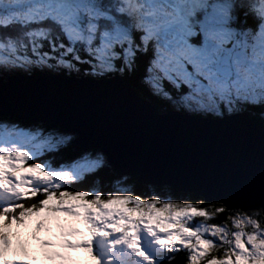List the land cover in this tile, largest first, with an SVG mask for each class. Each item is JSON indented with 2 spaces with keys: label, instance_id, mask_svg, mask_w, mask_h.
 <instances>
[{
  "label": "snow or ice",
  "instance_id": "snow-or-ice-1",
  "mask_svg": "<svg viewBox=\"0 0 264 264\" xmlns=\"http://www.w3.org/2000/svg\"><path fill=\"white\" fill-rule=\"evenodd\" d=\"M45 79L123 85L160 116L221 130L248 162L223 173L219 195L134 192L104 142L34 114ZM74 147L82 163L68 169ZM245 191L258 201L230 202ZM206 200L227 218L209 222ZM251 209L264 213V0H0V264H25L17 237L71 221L77 264H264Z\"/></svg>",
  "mask_w": 264,
  "mask_h": 264
},
{
  "label": "water",
  "instance_id": "water-1",
  "mask_svg": "<svg viewBox=\"0 0 264 264\" xmlns=\"http://www.w3.org/2000/svg\"><path fill=\"white\" fill-rule=\"evenodd\" d=\"M9 88L19 85L14 82ZM29 97L34 114L65 120L80 130L84 140L104 142L113 153L111 163L143 184L166 185L173 192L219 195L223 173L248 162L246 149L237 155L220 146L221 130L160 116L156 109L132 99L123 85L45 79L36 82ZM23 101L18 96L8 106H20ZM252 133L258 139V124L252 126ZM228 198L233 203H252L259 195L245 191Z\"/></svg>",
  "mask_w": 264,
  "mask_h": 264
},
{
  "label": "rangeland",
  "instance_id": "rangeland-1",
  "mask_svg": "<svg viewBox=\"0 0 264 264\" xmlns=\"http://www.w3.org/2000/svg\"><path fill=\"white\" fill-rule=\"evenodd\" d=\"M80 162L79 164H81ZM251 210H258V209H251ZM61 223H65L64 218L61 216L60 218ZM71 227L66 228L64 225H53L45 226V232L41 235L42 238H45L44 244L42 248L45 246L46 253L49 254L50 252H54L51 256L54 257V263L56 264H77V261L81 259L83 253L73 252L68 246V241L71 235L76 231L74 228H83V225L78 221H71ZM38 231L32 232L29 236L23 237L19 236L16 238V247L18 250L24 248V242L30 241L31 239H37ZM55 237V238H54ZM42 241V240H41ZM29 242V243H30ZM34 243V240H33ZM30 248V247H29ZM27 248V250L29 249ZM58 254V255H57Z\"/></svg>",
  "mask_w": 264,
  "mask_h": 264
},
{
  "label": "trees",
  "instance_id": "trees-1",
  "mask_svg": "<svg viewBox=\"0 0 264 264\" xmlns=\"http://www.w3.org/2000/svg\"><path fill=\"white\" fill-rule=\"evenodd\" d=\"M41 162L50 163V158L46 156H40L37 157ZM60 162L63 163L64 167L68 169H73L75 166L80 165L79 163L82 162L80 159V151H77L73 148H70L66 150L60 157ZM133 184L130 185L135 191L140 192H159L162 195L168 196V195H182L187 194V192H173L168 186H155V185H149V184H143L137 180L131 181ZM144 198H149L148 196H145ZM195 203V201H193ZM204 207H206V210L210 213V216L208 217L209 222H221L224 221L227 216L229 215L228 212H225L223 214L215 213L214 209L215 207L219 206L218 202L214 201H205ZM235 211V209H233ZM251 214L255 216H261L264 217V215L260 212V210H250ZM172 264H184V254L181 253L177 256L175 260L172 261Z\"/></svg>",
  "mask_w": 264,
  "mask_h": 264
},
{
  "label": "bare ground",
  "instance_id": "bare-ground-1",
  "mask_svg": "<svg viewBox=\"0 0 264 264\" xmlns=\"http://www.w3.org/2000/svg\"><path fill=\"white\" fill-rule=\"evenodd\" d=\"M55 238V237H54ZM40 240L46 241L45 238H40ZM47 242V241H46ZM54 252H50L49 254H47L49 260H50V264H56L54 263V257L56 256H51ZM58 255V254H57Z\"/></svg>",
  "mask_w": 264,
  "mask_h": 264
}]
</instances>
